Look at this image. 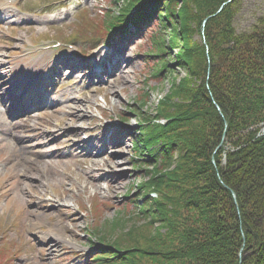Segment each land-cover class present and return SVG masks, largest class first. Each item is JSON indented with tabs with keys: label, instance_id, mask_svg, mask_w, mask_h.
Instances as JSON below:
<instances>
[{
	"label": "rangeland",
	"instance_id": "rangeland-1",
	"mask_svg": "<svg viewBox=\"0 0 264 264\" xmlns=\"http://www.w3.org/2000/svg\"><path fill=\"white\" fill-rule=\"evenodd\" d=\"M1 1L8 5L0 11V56L7 62L3 77L6 83L2 88L10 86L15 97L24 95L28 98L22 104L13 103L12 107H38L32 113H36L35 125L42 130L52 132L56 126H63L61 129L70 126L81 132L74 135L67 132L46 143L42 141L44 146L32 143L31 130L15 131L19 139L13 138V130L3 126L2 121L8 122L12 117L15 122L23 117L18 118V114L12 113L11 101H7L3 108L0 106V264H105L100 261L98 253L106 252L109 258H115L120 253L129 254V251L132 255L128 256L126 264H200L195 259L200 256L192 252L195 245L180 235L186 226H194L199 240L208 237L204 233L208 235L211 219L216 216L205 206L209 200L207 197L214 193L205 194L204 191L196 195L191 180L182 176L176 181L178 188H160L161 195L152 193L148 204L143 206L148 192L144 193L141 186L149 176L144 165L135 162L136 154L142 157L149 154L138 147L141 143L138 138L141 113L152 110L154 115L155 109H161L157 108V101L163 100L166 93L171 92L176 101L179 96L177 86L190 78L187 65L176 62L177 50L166 48L169 54L165 55L167 71L158 79H149L154 59L147 54L152 48L149 42L153 31L159 27L158 23H143V31L137 37L133 34L122 39V35H116L104 44L106 47L92 48L90 43H72L73 49L86 51L87 56L81 58L72 55L75 52L69 48L71 42L62 44L61 50L44 49L53 41H61L57 37L74 30L82 29L87 34L94 31L104 36V26L124 7L122 0H58L54 3L55 9L48 14H27L24 9L28 5L23 6L21 1L14 5ZM229 1L221 0L215 7L218 9L214 16ZM237 3L231 27L241 35L264 14V0H237ZM158 30L156 40L158 36L166 40L169 32L163 28L161 31L160 27ZM44 33L50 39H36ZM120 61L124 67L121 74L117 72ZM89 62L101 64L102 73L99 75L102 78L95 74L91 77L93 73L86 72L88 70L80 72ZM76 65L80 66L72 68ZM88 69H92L91 66ZM23 76L25 78L20 82ZM25 80L29 82H23ZM141 93L143 98H140ZM120 116L124 117L122 123ZM259 126L258 134L263 135L264 122ZM2 128H9V131L1 132ZM106 129L110 130L109 135L105 134ZM175 129L186 132L188 125ZM79 139L84 140L81 146ZM88 151L97 158V166H91L85 160L90 155ZM41 152L54 153L52 157L60 155L63 159L56 163L44 189L38 188V184L34 185L36 181L28 177L45 178L41 168L29 170L32 165L27 163V160L39 162ZM178 162L170 160L168 171L179 165L176 170L180 172L193 165L183 159ZM99 165L102 169H97ZM21 172L27 175L21 176ZM23 191L31 195L30 199H25ZM17 194L21 195L20 199L16 198ZM156 199L159 203L153 202ZM135 201L136 206H141L138 209L136 206L132 209ZM32 214L36 216L32 217ZM33 218V222H37L34 228L29 226ZM48 230L58 236L46 238L51 246L43 244L40 238L43 236L41 232ZM238 231V225L234 224L228 227V232L224 229L220 235L230 237ZM99 235L104 238L103 244ZM120 238H129L130 243L120 247L112 243ZM232 239L236 243V237ZM221 243L223 248L217 244L210 246V257L214 256L217 261L204 264H225L223 250L234 252L238 256L237 264H243V260L245 264H264L263 258L257 259L253 255V247L243 251L244 240L241 245L233 243L229 249L226 240ZM215 251L221 253L214 255Z\"/></svg>",
	"mask_w": 264,
	"mask_h": 264
},
{
	"label": "trees",
	"instance_id": "trees-1",
	"mask_svg": "<svg viewBox=\"0 0 264 264\" xmlns=\"http://www.w3.org/2000/svg\"><path fill=\"white\" fill-rule=\"evenodd\" d=\"M149 1L122 0L123 9L115 19H109L105 29L120 25L132 8ZM153 1L154 8L148 16H143L141 7L135 12L136 19L157 20L169 32L165 41L157 38L158 61L153 77L167 71L168 61L164 57L169 55L165 50L169 48L177 50L176 62L187 65L190 78L177 86L176 101L171 92L157 101V108L161 109H155L156 115L152 117L165 122L140 115L143 121L140 140L149 152L146 162L149 180L141 186L144 193L148 192L143 206L148 204L152 193L161 195L160 188L174 190L178 188V178L187 177L196 195L204 191L214 193L207 197L205 206L216 216L211 219L208 235L204 233L208 237L199 240L194 226H186L180 235L195 245L192 252L200 256L195 259L200 264L217 261L210 257V246L217 244L223 248L222 240H226L228 249L244 240L243 251L253 247V255L264 259V134H258L259 124L264 122V14L249 31L239 35L231 27L237 0L223 5L216 16L215 7L221 0ZM183 124L188 125L187 131L178 132L175 128ZM182 159L193 165L180 172L176 170L179 165L168 171L170 160ZM234 224L239 227L237 234L220 235ZM240 228H244L243 232ZM99 236L103 242L104 238ZM234 237L236 243L231 241ZM128 242L129 238H120L112 243L120 247ZM217 252L221 253L215 251L214 255ZM223 252L225 264H237L234 252ZM128 253L115 258H109L106 252L97 255L105 264H126L132 255Z\"/></svg>",
	"mask_w": 264,
	"mask_h": 264
},
{
	"label": "bare ground",
	"instance_id": "bare-ground-1",
	"mask_svg": "<svg viewBox=\"0 0 264 264\" xmlns=\"http://www.w3.org/2000/svg\"><path fill=\"white\" fill-rule=\"evenodd\" d=\"M54 43H56L57 41H53ZM7 63V62H6ZM6 63H5V60H4V58L3 57H1L0 56V79L3 81V83L1 82V87H0V96H4V98L2 99V102H1V104H3L4 102H5V100H6V98H10V99H12L13 100V102L14 103H17V99H18V97H15V94L13 93V90L11 89V87L10 86H5V88H2V86L3 85H5V83H6V81L5 80H3L4 78V74H5V71H6ZM120 65H118L119 67H118V69H117V72L118 73H122L123 72V65L121 64V61H120V63H119ZM88 73H91V71H87ZM93 75H91V77H92ZM19 97H21L22 98V100H24L25 98L26 99H28L27 98V96H24V95H21V96H19ZM22 100H21V102H22ZM20 104V103H19ZM20 106V105H19ZM78 113H80V109L77 111V114ZM25 114H27V113H25ZM76 116H78V115H76ZM74 118H76L75 116H73V119ZM32 120V121H31ZM29 122V123H28ZM26 123H28V124H26L25 125V128L27 129V130H31L30 132L32 133V135H31V137H32V143H34V142H37V145H41V146H44L45 144H44V142L46 143V142H48L49 141V139L50 138H57V136H59V135H66L67 134V132H70L71 134H77L78 132H81V130H78V129H74V127H70V126H68V128L67 127H65V129H61V128H63V126H56L54 129H52L51 131L52 132H50V131H48V130H42V129H40L39 127H38V125L36 126L35 125V121H34V117H32V119L30 118V119H28L27 121H26ZM10 129L11 128H13V129H16L17 130V128H19L20 126H21V123H16V122H14V121H10V122H6L5 123ZM65 125V124H64ZM56 129V130H55ZM65 132V133H64ZM70 134V135H71ZM78 134H80V133H78ZM42 141H44V142H42ZM21 142H24L23 140H21ZM78 142H79V146H81L82 144H83V142H84V140H82V139H79L78 140ZM34 146L32 145V148H33ZM40 152V151H39ZM88 153L90 154V155H88V156H86L85 157V160L87 161V162H89L90 164H91V166L92 165H98V160H97V158H95L94 156L95 155H93V153H92V151H88ZM17 154H18V152H17ZM53 154L54 153H46V152H41V158L40 159H38L39 160V162H37V161H34V160H27V163L29 164V165H32V166H29V170H31L32 169V171L33 170H36V171H38L40 168L42 169V171L41 172H43L42 173V175H43V177H45L44 179H39V178H37V177H34V176H32V175H28V177H30V178H33L32 180H35L36 182L34 183V185L35 184H38V188H42V189H44V186L47 184V182L49 181V175L50 174H52V172H54V168H55V166L57 165V164H59L60 162H62L63 161V159H62V157L60 156V155H56L55 157H52L53 156ZM115 157H117V156H115ZM88 158V159H87ZM84 160V159H83ZM82 160V161H83ZM81 161V162H82ZM37 162V163H36ZM57 163V164H56ZM88 163V164H89ZM97 169H102L101 168V166L99 165V167L97 168ZM35 171V172H36ZM99 171H101V170H99ZM22 175H27V173H25V172H21V176ZM53 175V174H52ZM32 176V177H31ZM67 180H69V178L68 177H65ZM36 179H39L38 181L36 180ZM26 180V179H25ZM97 184V183H96ZM23 194H24V196H25V199H30V197H31V195L27 192V191H23ZM20 197H21V195H19V194H17V196H16V198H18V199H20ZM36 215H34V214H32V217H35ZM34 221V218L32 219V223H30L29 224V226H31L32 225V228H34V224H37V222H33ZM41 234L43 235V236H41L40 238L43 240V244H46V243H48V239H46L47 237H52V238H55V237H58L54 232H52L51 230H48V231H42L41 232ZM49 245H50V243H48ZM51 246V245H50Z\"/></svg>",
	"mask_w": 264,
	"mask_h": 264
}]
</instances>
